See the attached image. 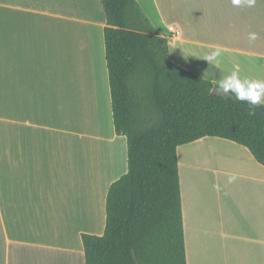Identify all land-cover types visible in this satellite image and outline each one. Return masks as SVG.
Masks as SVG:
<instances>
[{
  "label": "crops",
  "instance_id": "0c3cea01",
  "mask_svg": "<svg viewBox=\"0 0 264 264\" xmlns=\"http://www.w3.org/2000/svg\"><path fill=\"white\" fill-rule=\"evenodd\" d=\"M136 2L183 69L264 81V0ZM104 26L100 0H0V264H85L80 235L104 230L127 170ZM176 151L186 264H264V166L216 136Z\"/></svg>",
  "mask_w": 264,
  "mask_h": 264
},
{
  "label": "trees",
  "instance_id": "16d2710c",
  "mask_svg": "<svg viewBox=\"0 0 264 264\" xmlns=\"http://www.w3.org/2000/svg\"><path fill=\"white\" fill-rule=\"evenodd\" d=\"M113 126L127 170L110 183L102 234L82 233L85 264H186L177 146L216 136L264 166V104L250 106L171 60L136 0H100ZM254 113V114H253Z\"/></svg>",
  "mask_w": 264,
  "mask_h": 264
},
{
  "label": "clouds",
  "instance_id": "9594fccd",
  "mask_svg": "<svg viewBox=\"0 0 264 264\" xmlns=\"http://www.w3.org/2000/svg\"><path fill=\"white\" fill-rule=\"evenodd\" d=\"M255 0H247L249 6L254 4ZM234 5H239L241 0H232ZM251 39H255V34H251ZM222 57V50L216 48L205 55L209 66L218 65ZM211 91L217 93H231L238 101L247 102L250 106H260L264 103V81L253 80L250 78H241L238 71H232L218 81L215 88ZM254 114V113H253Z\"/></svg>",
  "mask_w": 264,
  "mask_h": 264
},
{
  "label": "built area",
  "instance_id": "2783aa9c",
  "mask_svg": "<svg viewBox=\"0 0 264 264\" xmlns=\"http://www.w3.org/2000/svg\"><path fill=\"white\" fill-rule=\"evenodd\" d=\"M169 30H170V34H171L172 36H176L177 33H178L177 29H176L174 26H170V27H169Z\"/></svg>",
  "mask_w": 264,
  "mask_h": 264
}]
</instances>
